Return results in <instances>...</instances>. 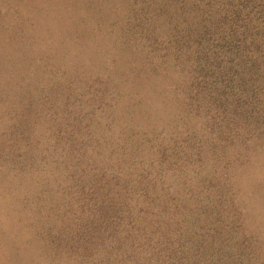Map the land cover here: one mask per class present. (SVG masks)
I'll return each mask as SVG.
<instances>
[{"label":"rangeland","instance_id":"374dc122","mask_svg":"<svg viewBox=\"0 0 264 264\" xmlns=\"http://www.w3.org/2000/svg\"><path fill=\"white\" fill-rule=\"evenodd\" d=\"M264 264V0H0V264Z\"/></svg>","mask_w":264,"mask_h":264},{"label":"trees","instance_id":"16d2710c","mask_svg":"<svg viewBox=\"0 0 264 264\" xmlns=\"http://www.w3.org/2000/svg\"><path fill=\"white\" fill-rule=\"evenodd\" d=\"M172 264H179V263H172Z\"/></svg>","mask_w":264,"mask_h":264}]
</instances>
